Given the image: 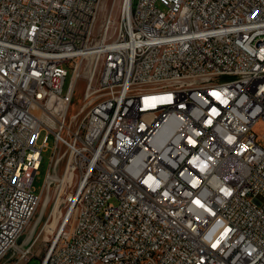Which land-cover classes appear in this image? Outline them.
Masks as SVG:
<instances>
[{
  "label": "built area",
  "instance_id": "built-area-1",
  "mask_svg": "<svg viewBox=\"0 0 264 264\" xmlns=\"http://www.w3.org/2000/svg\"><path fill=\"white\" fill-rule=\"evenodd\" d=\"M104 1L0 0V260L34 256L20 239L52 133L43 188L69 173V192L49 264H264V0L101 19Z\"/></svg>",
  "mask_w": 264,
  "mask_h": 264
},
{
  "label": "rangeland",
  "instance_id": "rangeland-1",
  "mask_svg": "<svg viewBox=\"0 0 264 264\" xmlns=\"http://www.w3.org/2000/svg\"><path fill=\"white\" fill-rule=\"evenodd\" d=\"M104 3L105 6L103 7L101 13V19H103L106 12L111 8L114 9V13L116 15H119L124 8L125 0H105ZM229 78H230L229 76H225L222 77L221 79L227 80ZM69 79L70 76L67 77L65 88L68 85ZM85 83L86 81L84 79L80 81L77 91V99H76V103L78 104L77 106L74 107L75 109H77V107L81 103ZM254 129L257 132V134L261 136L264 133V121L263 120L258 121L255 124ZM46 135L47 132L42 131L38 138L37 143L42 144L44 142ZM47 140L49 143V147L46 148L42 153L43 159L41 162V166L38 173L35 175L33 181V187L38 193L43 191L46 175L51 166V157L53 153V147L55 145L54 134L50 133ZM261 142L264 143L263 140H261ZM61 150H64V148H62ZM61 150L59 151L62 154L64 151L62 152ZM67 161H68V155L63 157L57 166L56 173L61 178L64 175ZM68 192H69V188L66 190L64 188L61 189V184L59 181L52 185L49 192L45 191L44 194L42 195L41 203L37 211L35 212L31 222L26 228L23 236L20 239V244L23 243L28 238H31L32 241L35 242L34 256L31 258V260L27 263L18 261L16 255H14V253H16L17 250L16 249L10 252V254L4 256L0 260V264H49L47 254L52 246L51 241L54 239L58 228L61 226V223L63 222V220H65L66 215L64 213L68 209V206L65 201V196L67 195ZM56 204L58 205L60 210L59 215L56 218H54L55 220L51 222L50 227L49 226L45 227L48 221L50 220L53 208ZM67 227L69 228V223Z\"/></svg>",
  "mask_w": 264,
  "mask_h": 264
},
{
  "label": "bare ground",
  "instance_id": "bare-ground-1",
  "mask_svg": "<svg viewBox=\"0 0 264 264\" xmlns=\"http://www.w3.org/2000/svg\"><path fill=\"white\" fill-rule=\"evenodd\" d=\"M127 2H128V0H126V4H127ZM104 6H105V3L103 4V7ZM154 88H155V79H148V81H145V82H144V80H137V91H139V92H152V91H154ZM52 111H55V110L52 108ZM47 115H49V112L47 113ZM51 123H52V125L54 124L53 122H51ZM93 167H100V159H93ZM65 178H66V180H65V184H64V189L66 190L69 188V173L66 175ZM45 191H46V188H43V191L40 193L36 192V195H43ZM59 212H60L59 207L56 204L53 208L50 220L48 221V223L46 224L45 227H47V226L50 227L51 222L53 220H55L54 218H56L59 215ZM49 252H50V255H57V244H52Z\"/></svg>",
  "mask_w": 264,
  "mask_h": 264
},
{
  "label": "water",
  "instance_id": "water-1",
  "mask_svg": "<svg viewBox=\"0 0 264 264\" xmlns=\"http://www.w3.org/2000/svg\"><path fill=\"white\" fill-rule=\"evenodd\" d=\"M29 239V242H31L32 241V239L31 238H28Z\"/></svg>",
  "mask_w": 264,
  "mask_h": 264
}]
</instances>
